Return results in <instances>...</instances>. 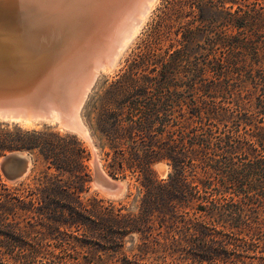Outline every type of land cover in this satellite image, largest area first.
Returning a JSON list of instances; mask_svg holds the SVG:
<instances>
[{"label":"trees","instance_id":"obj_1","mask_svg":"<svg viewBox=\"0 0 264 264\" xmlns=\"http://www.w3.org/2000/svg\"><path fill=\"white\" fill-rule=\"evenodd\" d=\"M151 56L164 58L160 82L172 86L163 119L147 99L129 100L123 118L106 102L99 109L106 172L137 182L133 211L122 212L121 201L109 204L104 220L93 213L104 221L115 255L81 261L19 252L9 264H264V0H162L128 68ZM35 149L46 163L44 177L53 169L85 181L86 149L74 135L49 140L36 131L0 132V156ZM159 159L170 164L166 179L151 167ZM26 187L32 195L26 204L39 211L59 207L68 189L43 178ZM15 189L18 218L25 201ZM131 233L140 240L131 258H115ZM21 239L17 247H31Z\"/></svg>","mask_w":264,"mask_h":264},{"label":"water","instance_id":"obj_2","mask_svg":"<svg viewBox=\"0 0 264 264\" xmlns=\"http://www.w3.org/2000/svg\"><path fill=\"white\" fill-rule=\"evenodd\" d=\"M128 4L0 0V121L53 122L88 142L80 112L100 72L115 65L136 34L118 53L123 30L129 27L122 18ZM119 18L124 22L116 33ZM93 163L95 189L108 198L119 197L123 182L102 170L96 154ZM31 166V155L21 150L0 159V170L10 183L23 179Z\"/></svg>","mask_w":264,"mask_h":264},{"label":"rangeland","instance_id":"obj_3","mask_svg":"<svg viewBox=\"0 0 264 264\" xmlns=\"http://www.w3.org/2000/svg\"><path fill=\"white\" fill-rule=\"evenodd\" d=\"M161 2L162 0L154 1L149 12L146 14L148 16H145L143 24L141 23V27H139L140 29L138 28L136 34L123 50L115 65L110 70L106 68V70L100 72L95 85L88 94L81 109L80 116L84 127L88 131L91 144L75 132L58 128L53 122H36L35 124L29 125L18 122L0 121V132L20 134L25 131H36L44 134V137L49 140L53 139L57 133L60 135H74L85 147L87 156L84 161L87 176L84 182L78 184L73 182V178L69 173L63 171L56 172L53 169L48 170L49 176L44 177L46 163L38 149L25 151L31 155L32 166L27 175L20 181L15 183L8 182L0 170V255L2 256V263L9 264L12 261L10 256L19 252H35L46 256L51 254L55 256H73L80 258L81 261L94 255H115V252L109 251L112 245L106 241L109 233L104 226L103 218L105 216L103 214L106 213L110 203L119 207L121 201L126 202L125 209H122V212L133 211L134 204L132 199L136 194L134 186L137 182L129 178V176L125 179L121 176L112 177L106 172L104 165L106 152L109 148L104 147L102 143L103 138L98 124L99 109L101 104L106 102L113 111L118 113L124 111L123 114L121 113L123 118L127 115V104L129 100L137 98L138 100L145 101L147 99L153 102L158 113H160V119H163V112H169L171 99L167 102H165V99L170 97L169 93L172 91V86L169 83L163 89L162 81L160 82L163 78V75H160L162 74V69H166L163 68L162 62H165L163 59L165 58L164 60H166L167 54H165L163 59L151 56L148 63L141 61L136 63L133 68H128L132 60V53L136 51L138 42L143 38L145 30L151 22L155 10L161 5ZM228 5L227 3L226 6ZM226 6L225 9L228 10ZM223 15V13L219 12V15H215V17L222 20L221 17ZM178 38H180V34ZM169 48V44L166 43L157 52L164 55ZM164 75L170 76L167 72ZM161 135L167 137L164 134ZM95 154L102 170L112 179L123 182L124 190L119 197L108 198L93 186L95 176L93 159ZM3 155L0 156V159ZM151 167L157 179H166L171 172L170 164L165 159L154 161ZM41 178L44 181L48 179L49 182L51 181L55 185L61 186V188L62 186L68 187L63 192V197H58L60 199V203H58L59 207L56 208L55 203L49 205L46 210L44 208L39 211L34 207L36 206L35 204L32 208L26 204L32 197L29 194L30 191H27L28 188L26 186L28 184H30V187L37 186V180ZM129 183L130 186L128 185ZM15 188H19L17 195H20L25 201V207L19 211V214L23 213L24 216L18 218L13 217L15 215H13L14 211L12 210L13 201H15L13 199L16 191ZM129 192L132 193V196L125 198ZM38 212H42V215H39ZM53 212L58 221L50 219V213ZM96 212H100L103 215L101 216L102 221H96L93 216V213ZM38 216L41 218H38ZM16 238H23L25 243L26 241L30 243L31 247L27 243L23 248L17 247L15 242ZM95 242H99V245H96ZM139 242L138 234H127L122 238V247L116 250V253H118L116 255L118 256L115 258H122L124 256L131 258V254L134 252L133 247Z\"/></svg>","mask_w":264,"mask_h":264},{"label":"bare ground","instance_id":"obj_4","mask_svg":"<svg viewBox=\"0 0 264 264\" xmlns=\"http://www.w3.org/2000/svg\"><path fill=\"white\" fill-rule=\"evenodd\" d=\"M154 1L155 0H129V4L125 7L124 14L122 17L123 19H125V22L122 21V22H124V25H126L125 23H127V25L129 24V27L127 29L125 28L126 30H123L121 42L117 46L118 53L122 50L123 46L127 43V41L130 39V37H132L136 33L137 29L139 27H141L139 25L142 21H144L145 16H148L146 14L149 12V9L153 5ZM134 15H135V18H133ZM126 17H127V19H126ZM121 19L119 18V20L116 22V24L114 26V31L116 30L115 31L116 33H119L122 30ZM119 22H121V23L119 24ZM117 24H119V25H117ZM142 24H143V22H142ZM108 68H107L108 70L111 69V67H108ZM104 70H106V69H104ZM18 123L32 125V124H35L36 122L18 121ZM82 125H83V123H82ZM26 126H28V125H26ZM83 127H84V125H83ZM83 135L89 142V138H88L89 134H88V131L86 130L85 127H84ZM90 142H89V144H91Z\"/></svg>","mask_w":264,"mask_h":264}]
</instances>
